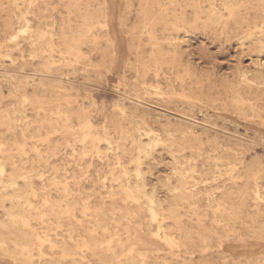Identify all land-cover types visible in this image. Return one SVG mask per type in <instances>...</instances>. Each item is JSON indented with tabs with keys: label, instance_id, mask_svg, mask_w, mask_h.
Segmentation results:
<instances>
[{
	"label": "rangeland",
	"instance_id": "rangeland-1",
	"mask_svg": "<svg viewBox=\"0 0 264 264\" xmlns=\"http://www.w3.org/2000/svg\"><path fill=\"white\" fill-rule=\"evenodd\" d=\"M140 1L163 14L164 28H143ZM208 1L0 0L4 176L11 164L22 170L13 181L26 192L14 206L43 240L60 243L25 240L14 223L13 234L2 231L0 264H264V0ZM87 4L98 10L95 43L66 57L60 32L80 28ZM210 4L216 24L205 18ZM136 185L159 206L157 220L147 198L132 200Z\"/></svg>",
	"mask_w": 264,
	"mask_h": 264
},
{
	"label": "bare ground",
	"instance_id": "bare-ground-1",
	"mask_svg": "<svg viewBox=\"0 0 264 264\" xmlns=\"http://www.w3.org/2000/svg\"><path fill=\"white\" fill-rule=\"evenodd\" d=\"M97 1V0H96ZM108 2H110L111 0H107ZM212 0H209L208 1V3L209 2H211ZM214 1V0H213ZM88 2V1H87ZM95 2V1H94ZM72 3L74 4L75 2H73L72 1ZM206 3H207V1H206ZM246 3V2H245ZM235 4H237L236 2H234V3H231L230 5L231 6H233V5H235ZM214 5V4H213ZM213 5H211L210 4V9L207 11V12H205V18H206V21H208L209 22V24H216L217 22H219V15H218V13H217V11H216V9H215V7L213 6ZM69 7H71V6H69ZM78 8H75L76 10L77 9H80L79 8V6H77ZM85 8H83V10H80V12H81V19H82V23L80 24V28H76V29H69V31H66V30H62L60 33V43H61V45L63 46V51H62V54L63 55H66V57H68V56H75V57H79L82 53V48H81V45H83V44H85L86 43V41H89V42H93V43H95V38L94 37H91L90 36V27H89V25L92 23L91 21L93 20V19H95L96 18V15H97V11L98 10H96V9H89V7H90V4H87V5H85L84 6ZM93 7V6H92ZM192 7H194L195 8V12H196V14H198L197 13V11H196V7H195V5H192ZM46 8V7H45ZM139 8L141 9L140 10V16H139V19L141 20V23H142V26H143V28H145V29H148V31H149V27L152 25V27H155V26H157V24H161V25H163V28L166 26L165 24L167 23V20L165 19V17L163 16V14L162 13H159L158 11H155V9L152 7V5H151V3L150 2H148V1H146V2H141L140 1V5H139ZM228 8V7H227ZM33 9V8H32ZM72 9V8H71ZM71 9H70V11H71ZM74 9V10H75ZM79 11V10H78ZM161 11V10H160ZM79 12V13H80ZM101 12V11H100ZM165 13V12H164ZM227 13V12H226ZM71 14V13H70ZM42 15V14H41ZM104 16L105 17H108V14H104ZM136 16V15H135ZM173 16V15H172ZM24 19V18H23ZM111 19V18H110ZM10 21V20H9ZM176 22H177V20H176ZM96 24V23H95ZM94 25V24H93ZM221 25V24H220ZM219 25V26H220ZM242 25V24H241ZM218 27V26H217ZM9 28V27H8ZM11 28V27H10ZM162 28V29H163ZM39 29V28H38ZM40 30V29H39ZM172 30V29H171ZM26 30L25 29H23L22 27L18 30V31H16V30H12V31H10L9 32V34H8V36H7V39L11 42H13V40L16 38V35L17 34H20L21 32H25ZM30 31V30H29ZM38 34H40V33H38ZM38 34H36V32H35V34H33V36H29L30 38H37V36H38ZM150 35V37L151 38H154V36H153V33H149ZM252 35V34H251ZM25 36V35H24ZM20 37V36H19ZM21 37H23V35H21ZM90 38V39H89ZM20 39V38H19ZM57 40V39H56ZM17 41V40H16ZM23 41V40H22ZM115 40H114V38H112V39H107V48L109 49V53L111 54V63L112 64H114V65H117V63H118V57H119V55H118V52L116 51V49H114L113 48V42H114ZM34 42V40L33 41H30L29 43L31 44V47H32V45L34 44L33 43ZM88 42V43H89ZM16 43V42H15ZM26 43H28V42H26ZM40 43V42H39ZM57 44V43H56ZM158 44V43H157ZM160 45V44H159ZM256 45H257V43H256ZM264 46V45H263ZM250 47V46H249ZM33 48H34V46H33ZM159 48V47H158ZM157 48V49H158ZM260 48V47H259ZM32 49V48H31ZM138 50V49H137ZM149 51H150V49H149ZM7 52V51H6ZM30 53H31V50L29 51ZM43 53V52H42ZM160 53V52H159ZM158 53V54H159ZM33 54V53H32ZM37 54V53H36ZM140 54V53H139ZM169 56H171V55H169ZM74 58V57H73ZM33 59H35V58H33ZM101 59V58H100ZM149 59V58H148ZM169 59V58H168ZM74 60V59H73ZM161 60V59H160ZM52 61V60H51ZM45 62H47V61H45ZM41 63V62H40ZM48 63V62H47ZM169 64V63H168ZM47 65V64H46ZM46 65H44V66H46ZM155 65V64H154ZM153 65V66H154ZM43 66V65H42ZM55 66V65H54ZM61 67V66H60ZM155 67V66H154ZM42 68V67H41ZM44 68V67H43ZM133 68H134V66H133ZM156 68V67H155ZM187 68V67H186ZM46 69V68H45ZM42 70V69H41ZM44 70V69H43ZM42 70V71H43ZM135 70V69H134ZM183 71H184V69H183ZM60 74V73H59ZM146 74H148V73H146ZM186 75H187V73H186ZM154 77V76H153ZM182 77V76H181ZM180 77V78H181ZM179 78V79H180ZM140 79V78H139ZM182 79V78H181ZM180 79V80H181ZM181 82V81H180ZM171 84V83H170ZM30 86V85H29ZM19 87L21 88V86L19 85ZM25 88H26V86H25ZM171 88H173V87H171ZM247 88V87H246ZM23 90H24V87L22 88ZM146 89V88H145ZM151 89V88H150ZM28 90V89H27ZM34 90V89H33ZM48 90H50V89H48ZM20 91V90H19ZM22 91V90H21ZM44 91V90H43ZM25 92V91H24ZM23 92V93H24ZM33 92V91H32ZM175 92V91H174ZM64 94V93H63ZM144 94V93H143ZM161 94V93H160ZM31 95V94H30ZM66 95V94H65ZM164 95V94H163ZM26 96V95H25ZM59 96V95H58ZM68 96V95H67ZM184 96V95H183ZM1 100H2V98H0ZM237 100V99H236ZM32 101V100H31ZM42 101V100H41ZM40 101V102H41ZM47 102V101H46ZM32 103V102H31ZM45 105V104H44ZM82 105V104H81ZM38 107V106H37ZM63 108V107H62ZM68 108V107H67ZM32 109H33V106H32ZM36 109V108H35ZM46 109V108H45ZM65 109V108H64ZM34 110V109H33ZM16 111V110H15ZM55 111V110H54ZM65 110H63V112L61 111V109L59 108H57V110H56V112H54V115H65V112H64ZM79 111V110H78ZM48 113H50V112H48ZM135 114V113H134ZM5 116H7V114L5 115ZM44 116V115H43ZM4 118V117H3ZM49 119H50V117H49ZM48 119V120H49ZM55 119V118H54ZM0 120H2V118L0 119ZM50 122H52V121H50ZM53 123V122H52ZM51 123V124H52ZM45 125V124H44ZM57 125V124H56ZM78 125V124H77ZM90 126V125H89ZM118 128L120 127V125H116ZM48 129L50 130V128L48 127ZM121 131V130H120ZM148 132H149V134H151L152 135V137H153V139L151 140L154 144H157V143H159V139H158V137H157V135H155V133L151 130V129H148ZM124 136H125V134H124ZM93 138V137H92ZM103 138V137H102ZM148 138V137H147ZM166 138H167V136H166ZM94 139V138H93ZM138 139V138H137ZM1 141V140H0ZM95 142V141H94ZM93 143V142H92ZM113 143V142H112ZM130 143H132V142H130ZM94 144V143H93ZM24 145V144H23ZM96 145V144H95ZM94 145V146H95ZM160 145V144H159ZM153 147H154V145H153ZM177 147V146H176ZM236 147V146H235ZM8 148V147H7ZM16 149H17V147H15ZM21 148V147H20ZM140 148L141 149H145V145H142L141 143H140ZM22 149V148H21ZM18 152V151H17ZM143 152V151H142ZM9 155H10V153H9ZM81 155H83L84 156V154L82 153ZM80 155V156H81ZM77 156V155H76ZM8 158V157H7ZM41 158V157H40ZM83 158V157H82ZM81 158V159H82ZM39 159V158H38ZM42 160V159H41ZM138 160V159H137ZM5 166L6 165H4V163H3V160L1 159V157H0V187L1 188H3V193H2V195H1V199H2V202L0 203V204H2V203H4V202H6V201H9L10 202V208L7 210H5V213L4 214H6V216H8V218L10 217V219H11V222L9 223V224H7L5 221H0V250H2V251H4L5 253H6V250H4L3 249V246H4V241H5V239H4V236H5V234L4 233H2V231L3 230H5V231H7L6 233H10V234H13L12 233V230L14 229L13 228V224L14 223H21V225H23L24 226V231H22L21 232V237L22 238H24L25 240H30V239H35L36 240V242L38 243V244H43L44 242H48L49 244L48 245H50V248H54V247H56L57 245H58V243L59 242H51L49 239H47V238H45L44 240L35 232V230L32 228V226L29 224V218H28V216L25 214V212L22 210V209H18V207L17 206H14V203H13V199L14 198H22V196L25 194V192L26 191H22L17 185H16V183L13 181V177L16 175V174H19L22 170H20V169H18V167L16 166V165H14V164H11V167H10V170H9V173H8V178H6L5 179ZM20 168H21V166H20ZM110 169V168H109ZM123 170V169H122ZM113 172V171H112ZM23 173V172H22ZM119 174V173H118ZM138 177H139V175H138ZM64 179V178H63ZM114 179V178H113ZM136 179V178H135ZM141 180V179H140ZM64 181V180H63ZM67 181V180H66ZM66 181H64V182H66ZM67 183V182H66ZM66 183H63L62 184V188H63V192L64 193H67L68 192V187H67V184ZM121 183V182H120ZM57 184H59L58 182H57ZM60 184H61V182H60ZM128 184V183H127ZM117 185V184H116ZM26 187H28L29 188V190L31 191V193H34L35 192V190H34V188L32 187V185L31 184H29V183H27L26 184ZM186 187V186H185ZM9 188V191H7V189ZM119 188L121 189V192H126V190L127 189H130V186H128V185H124V184H120L119 185ZM145 187L144 186H139V185H136L135 187H134V194L132 195V200L133 201H138V198H139V196L138 195H143L145 198H147L148 199V201H149V205L151 204L152 206H151V208H150V214L152 215V219L153 220H157V216L159 215L157 212H156V209L159 207L158 205H156V202L153 200V197L152 196H147L145 193H144V189ZM247 189V188H246ZM62 190V189H61ZM189 192V191H188ZM111 193V192H110ZM169 193H171V192H169ZM61 194H63V193H61ZM124 194V193H123ZM243 194H245L246 196H250V195H253V197L256 199V200H261L260 199V197H259V193H258V191L257 190H254V191H250L249 189H247V190H244L243 191ZM191 195V194H190ZM194 195V194H193ZM42 197V196H41ZM44 198V197H43ZM195 199V198H194ZM146 200V199H145ZM42 201V200H41ZM104 201V200H103ZM126 200H124V202H125ZM24 202V201H23ZM44 202H46V200L44 201ZM123 202V203H124ZM122 203V204H123ZM207 203V202H206ZM26 204V203H25ZM54 204V203H53ZM3 205V204H2ZM1 205V206H2ZM84 205V204H83ZM212 205V204H211ZM4 206V205H3ZM30 206V205H29ZM54 206H55V204H54ZM67 208V211H69V209H70V207L68 206V205H65ZM104 206V205H103ZM217 206V205H216ZM85 207V206H84ZM125 208H126V206H124ZM56 208H57V206H56ZM65 208V207H64ZM4 209V208H3ZM58 209V208H57ZM98 209H100V208H98ZM134 209V208H133ZM56 210V209H55ZM97 211V210H96ZM101 211V210H100ZM197 211V210H196ZM57 211H55V213H56ZM62 212V211H61ZM95 212V211H94ZM113 212V211H112ZM258 212V211H257ZM3 213V212H2ZM54 213V214H55ZM97 213V212H96ZM193 213V212H192ZM197 213V212H196ZM53 214V215H54ZM58 214H59V211H58ZM193 214H195V213H193ZM198 214V213H197ZM95 215V214H94ZM128 215V214H127ZM163 215V214H162ZM162 215H161V217H162ZM59 216V215H58ZM62 216H64V215H62ZM61 216V217H62ZM56 217V216H55ZM99 217H102L103 218V216H99ZM3 218H5V217H3ZM74 218V217H73ZM161 219V218H160ZM3 220V219H2ZM57 220H58V218H57ZM60 220V219H59ZM58 220V221H59ZM73 220V219H72ZM162 220H163V218H162ZM102 221H103V219H102ZM99 223L100 222H98V227H99ZM178 223V222H177ZM101 224V223H100ZM177 226H178V224H177ZM102 227V225H100V228ZM176 227V226H175ZM17 228V227H16ZM106 229H107V227H106ZM158 230H157V232L155 233V236H157V237H159V232H160V227L158 226V228H157ZM101 230H103V229H100V231ZM105 230V229H104ZM84 231V230H83ZM102 232V231H101ZM104 233V232H103ZM70 235V234H69ZM85 236H87L88 237V239H90V240H92L93 242L95 241V242H97L96 241V239L94 240V237H92L93 235H92V233L89 231V232H87L86 231V235ZM161 240H166V238H167V235H163V237H159ZM62 240V239H61ZM69 242H71L72 243V245H73V248H78L79 246H78V240H75L73 237H69ZM115 240V239H114ZM116 241V240H115ZM95 242L93 243V245L95 244ZM82 243H83V245H85V241L84 240H82ZM98 243V242H97ZM60 244V243H59ZM107 244V243H106ZM205 244V243H204ZM203 245V244H202ZM206 245V244H205ZM109 246V245H108ZM96 247V246H95ZM60 250H61V252H62V255L63 256H67L68 254H69V251H70V249L67 247V244L64 242V240L61 242V245L58 247ZM107 248V247H106ZM112 248V247H111ZM14 249V248H13ZM108 250L110 249L109 247L107 248ZM106 249V250H107ZM132 250V249H131ZM130 250V251H131ZM14 251H15V249H14ZM13 251V252H14ZM96 251V250H95ZM75 252V251H74ZM3 253V252H2ZM73 255V254H72ZM111 255V254H110ZM113 255V254H112ZM103 257V256H102ZM113 257V256H112ZM142 257V256H141ZM132 258V257H131ZM18 259V258H17ZM21 259V258H20ZM54 259H52V261H53ZM68 260V259H67ZM103 260V259H102ZM14 261V260H13ZM29 261V260H28ZM51 261V260H50ZM63 261V260H62ZM116 261V260H115ZM127 261V260H126ZM76 260H73V263H75L76 264ZM104 262H105V260H104ZM163 262H165L164 260H163ZM19 263H21L22 264V262H19ZM26 263V262H25ZM106 263V262H105ZM45 264V263H44ZM107 264V263H106ZM164 264V263H163Z\"/></svg>",
	"mask_w": 264,
	"mask_h": 264
}]
</instances>
